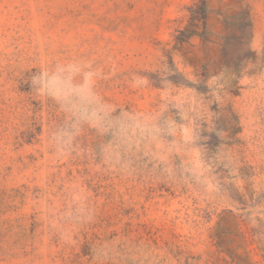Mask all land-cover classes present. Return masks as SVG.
<instances>
[{
	"label": "rangeland",
	"instance_id": "374dc122",
	"mask_svg": "<svg viewBox=\"0 0 264 264\" xmlns=\"http://www.w3.org/2000/svg\"><path fill=\"white\" fill-rule=\"evenodd\" d=\"M0 264H264V0H0Z\"/></svg>",
	"mask_w": 264,
	"mask_h": 264
},
{
	"label": "trees",
	"instance_id": "16d2710c",
	"mask_svg": "<svg viewBox=\"0 0 264 264\" xmlns=\"http://www.w3.org/2000/svg\"><path fill=\"white\" fill-rule=\"evenodd\" d=\"M193 17H195V16H193ZM193 19V18H192Z\"/></svg>",
	"mask_w": 264,
	"mask_h": 264
}]
</instances>
